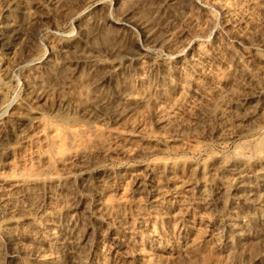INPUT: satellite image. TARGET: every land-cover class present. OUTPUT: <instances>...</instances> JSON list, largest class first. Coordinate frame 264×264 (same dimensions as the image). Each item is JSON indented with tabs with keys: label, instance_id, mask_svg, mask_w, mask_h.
Wrapping results in <instances>:
<instances>
[{
	"label": "rangeland",
	"instance_id": "374dc122",
	"mask_svg": "<svg viewBox=\"0 0 264 264\" xmlns=\"http://www.w3.org/2000/svg\"><path fill=\"white\" fill-rule=\"evenodd\" d=\"M263 145L264 0H0V264H264Z\"/></svg>",
	"mask_w": 264,
	"mask_h": 264
},
{
	"label": "bare ground",
	"instance_id": "6f19581e",
	"mask_svg": "<svg viewBox=\"0 0 264 264\" xmlns=\"http://www.w3.org/2000/svg\"><path fill=\"white\" fill-rule=\"evenodd\" d=\"M126 21V20H125ZM130 21V20H129ZM103 22V21H102ZM126 23V22H125ZM129 22L127 21V23L126 24H128ZM87 24V23H86ZM119 24V23H118ZM123 24V23H122ZM130 24V23H129ZM137 24V23H136ZM141 24H142V22H141ZM125 25V24H124ZM133 25V24H132ZM102 26V25H101ZM85 35V34H84ZM100 36V35H99ZM89 37V36H88ZM90 40H91V38H90ZM122 48V47H121ZM119 49V48H118ZM128 50V49H127ZM67 51V50H66ZM118 51V50H117ZM120 51V50H119ZM78 52V51H77ZM95 54V53H94ZM117 54V53H116ZM108 55V54H107ZM128 55V54H127ZM92 57V56H91ZM124 60V59H123ZM119 62V61H118ZM114 68V67H113ZM239 70V69H238ZM91 108V107H90ZM89 114V113H88ZM256 125V124H255ZM67 133V132H66ZM70 134V133H69ZM263 134V133H262ZM74 136V135H73ZM257 145V144H256ZM239 148V147H238ZM236 149V148H235ZM236 151V150H235ZM262 151H264V145L262 146ZM237 152V151H236ZM239 153V152H238ZM242 153V152H241ZM255 157V156H254ZM241 160H240V162L242 161L243 163L245 162L246 163V161H247V156L246 155H244V154H241L240 155V157H239ZM238 162H239V160H238ZM264 162V161H263ZM171 165V164H170ZM243 165V164H242ZM182 166V165H181ZM240 167H241V165H239ZM238 166V167H239ZM234 167V166H233ZM214 169V168H213ZM239 170H240V168H238ZM202 172V171H201ZM238 174H239V177H241L242 178V180H243V177H242V175H240L241 174V171H238ZM214 175V174H213ZM212 176V175H211ZM262 176V175H261ZM209 178V177H208ZM240 182V181H239ZM204 183V182H203ZM261 185V184H260ZM250 186H252V185H250ZM225 189V188H224ZM251 191V190H250ZM264 195V194H263ZM264 197V196H263ZM253 198V197H252ZM262 200V199H261ZM264 200V199H263ZM263 202V201H262ZM253 228H254V226H253ZM64 229V228H63ZM235 229H236V227H235ZM236 231V230H235ZM72 236V235H71ZM118 236V235H117ZM174 240V239H173ZM164 241V240H163ZM185 241H186V239H185ZM153 243L154 244V246H155V249H154V251L156 250V251H159V250H163V248H162V246H161V244L159 243V245L156 243V240L154 239L153 241L151 240L150 241V243ZM177 247V246H176ZM175 247V248H176ZM191 248V247H190ZM153 249V248H152ZM173 249V248H172ZM247 249H248V247H247ZM190 252V251H189ZM209 252V251H208ZM178 253V252H177ZM182 253V252H181ZM210 253V252H209ZM142 254V253H141ZM191 254V253H190ZM149 255V254H148ZM164 255V254H163ZM155 256V255H154ZM158 256V255H157ZM177 256V255H176ZM142 257V256H141ZM153 257V256H152ZM177 258V257H176ZM156 260V259H155ZM162 260V259H161ZM178 262V261H177ZM222 263V262H221ZM169 264H171V263H169ZM218 264V263H217Z\"/></svg>",
	"mask_w": 264,
	"mask_h": 264
}]
</instances>
